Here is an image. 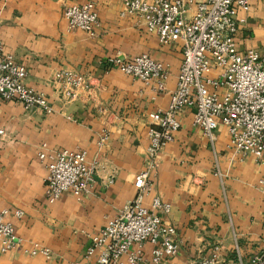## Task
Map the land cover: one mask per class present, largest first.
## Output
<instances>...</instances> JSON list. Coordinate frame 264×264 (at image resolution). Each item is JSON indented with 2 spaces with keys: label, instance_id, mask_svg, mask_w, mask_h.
Returning a JSON list of instances; mask_svg holds the SVG:
<instances>
[{
  "label": "crops",
  "instance_id": "crops-1",
  "mask_svg": "<svg viewBox=\"0 0 264 264\" xmlns=\"http://www.w3.org/2000/svg\"><path fill=\"white\" fill-rule=\"evenodd\" d=\"M201 0H194L195 3ZM91 2L99 15L98 36L70 31L64 11ZM124 0H0V40L4 52L28 72L25 85L43 93L55 109L46 115L26 111L17 101H0V207L21 211L10 217L23 249L1 255L0 264H78L91 237L102 231L137 195L135 180L144 169L150 115L165 111L177 87L183 43L160 44L132 16L122 17ZM191 19L195 6H189ZM236 45L240 53L256 51L264 64V0H252L248 13L238 11ZM147 54L169 71L166 91L109 67L110 58L133 60ZM70 71L86 78L72 98L64 97L55 75ZM194 109L180 115L181 129L151 174L154 197L171 204L164 222L176 229V256L160 264L197 263L217 252L221 264H251L264 251V163L235 156L227 129L220 126L216 144L194 125ZM104 132L110 140L99 147ZM87 151L98 171L89 194L65 193L54 205L45 195L47 169L39 153ZM31 243L51 251L50 258L24 254ZM146 244L143 264L151 262Z\"/></svg>",
  "mask_w": 264,
  "mask_h": 264
},
{
  "label": "built area",
  "instance_id": "built-area-1",
  "mask_svg": "<svg viewBox=\"0 0 264 264\" xmlns=\"http://www.w3.org/2000/svg\"><path fill=\"white\" fill-rule=\"evenodd\" d=\"M251 1L124 0L121 16L137 18L149 33L158 36L163 46L182 42L183 61L168 108L150 115L145 165L135 180L136 198L91 237L84 260L78 264H143L146 244L152 246V264L178 254L176 229L164 222V217L172 212L171 204L160 197L152 199L150 208L143 203L152 192L150 177L160 166L162 152L181 129L179 117L184 109H194V125L212 147L216 144L217 130L223 126L235 156H251L264 163V64L256 51L240 53L235 38L238 24L244 23L238 20V11L248 13ZM190 5L195 6L191 19ZM64 19L70 31H82L92 39L98 36L99 15L93 3L67 7ZM108 65L151 86L156 93L166 91L168 68L147 54L133 60L117 56L110 58ZM27 77L26 68L4 52L0 40V101H17L26 111L38 109L46 115L54 114L48 97L25 85ZM55 84L66 98L74 97L80 88L88 89L89 85L85 77L70 71L56 73ZM5 135L6 131L0 129V138ZM109 140V134L104 132L99 147L106 146ZM38 158L47 169L45 195L50 205L56 204L65 193L78 198L90 193L99 163L91 161L87 151L42 152ZM260 184L264 185V180ZM10 217L22 219L24 213L0 207L1 255L22 250L24 245ZM24 254L50 258L51 251L39 243H31ZM250 263L264 264V251ZM186 264L221 262L215 252L200 262Z\"/></svg>",
  "mask_w": 264,
  "mask_h": 264
}]
</instances>
